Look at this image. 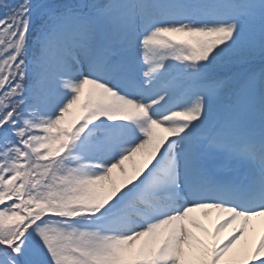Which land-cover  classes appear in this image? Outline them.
<instances>
[{"label": "snow or ice", "instance_id": "1", "mask_svg": "<svg viewBox=\"0 0 264 264\" xmlns=\"http://www.w3.org/2000/svg\"><path fill=\"white\" fill-rule=\"evenodd\" d=\"M0 264H264V0H0Z\"/></svg>", "mask_w": 264, "mask_h": 264}]
</instances>
